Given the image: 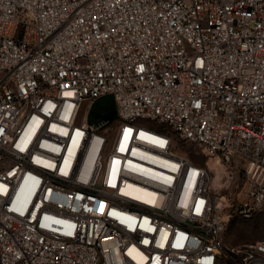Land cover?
Wrapping results in <instances>:
<instances>
[{
  "label": "built area",
  "instance_id": "1",
  "mask_svg": "<svg viewBox=\"0 0 264 264\" xmlns=\"http://www.w3.org/2000/svg\"><path fill=\"white\" fill-rule=\"evenodd\" d=\"M232 163L248 216L264 0H0V264H264V239H220Z\"/></svg>",
  "mask_w": 264,
  "mask_h": 264
},
{
  "label": "rangeland",
  "instance_id": "2",
  "mask_svg": "<svg viewBox=\"0 0 264 264\" xmlns=\"http://www.w3.org/2000/svg\"><path fill=\"white\" fill-rule=\"evenodd\" d=\"M107 102V101H106ZM109 102V100H108ZM100 101H96L93 106L98 107ZM92 109L89 100L83 101L80 109V119L87 118L88 112ZM138 123L158 129V124L145 119L139 118ZM183 148L189 152L193 159L199 163L204 162L207 156L200 149L190 143H183ZM217 169L221 172L219 194L225 200L226 205L223 208L224 215L227 217L226 225L220 239L227 245H235L245 241L264 239V207L245 216L240 211L241 202L245 199V171L240 165L232 163L231 166L218 165ZM219 184V181L218 183ZM219 264H235L232 258H223Z\"/></svg>",
  "mask_w": 264,
  "mask_h": 264
},
{
  "label": "snow or ice",
  "instance_id": "3",
  "mask_svg": "<svg viewBox=\"0 0 264 264\" xmlns=\"http://www.w3.org/2000/svg\"><path fill=\"white\" fill-rule=\"evenodd\" d=\"M158 143H160V144H163V143H165L164 141H157Z\"/></svg>",
  "mask_w": 264,
  "mask_h": 264
},
{
  "label": "bare ground",
  "instance_id": "4",
  "mask_svg": "<svg viewBox=\"0 0 264 264\" xmlns=\"http://www.w3.org/2000/svg\"><path fill=\"white\" fill-rule=\"evenodd\" d=\"M214 164V163H213ZM219 170V169H218ZM218 183V182H217ZM219 185H220V183H219Z\"/></svg>",
  "mask_w": 264,
  "mask_h": 264
}]
</instances>
